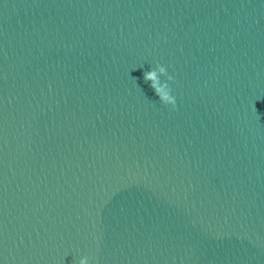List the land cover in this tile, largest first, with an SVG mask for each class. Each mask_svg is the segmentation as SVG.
<instances>
[{
    "label": "clouds",
    "instance_id": "obj_1",
    "mask_svg": "<svg viewBox=\"0 0 264 264\" xmlns=\"http://www.w3.org/2000/svg\"><path fill=\"white\" fill-rule=\"evenodd\" d=\"M159 75L167 77V80L162 84L159 81ZM144 79L151 82L150 86L154 89L162 104L175 107V97L170 94L171 89L167 83V81L173 80V77L167 74L163 65L158 64L153 70L145 73ZM78 264H89L88 257H82Z\"/></svg>",
    "mask_w": 264,
    "mask_h": 264
}]
</instances>
